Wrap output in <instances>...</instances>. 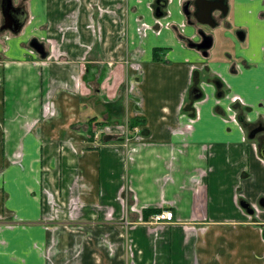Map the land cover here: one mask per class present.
I'll return each mask as SVG.
<instances>
[{
  "label": "crops",
  "instance_id": "obj_1",
  "mask_svg": "<svg viewBox=\"0 0 264 264\" xmlns=\"http://www.w3.org/2000/svg\"><path fill=\"white\" fill-rule=\"evenodd\" d=\"M153 2L25 0L18 33L1 29L0 6V264H49V191L76 197L82 226L111 222L83 226L80 264H264V156L243 120L264 118V2H233L245 41L218 30L208 56L175 28L159 33ZM171 8L167 20L184 21ZM60 139L62 175L42 154ZM166 209L173 220H151ZM59 237L60 251L76 241Z\"/></svg>",
  "mask_w": 264,
  "mask_h": 264
},
{
  "label": "rangeland",
  "instance_id": "obj_2",
  "mask_svg": "<svg viewBox=\"0 0 264 264\" xmlns=\"http://www.w3.org/2000/svg\"><path fill=\"white\" fill-rule=\"evenodd\" d=\"M16 3H19L20 0H15ZM182 15V14H181ZM182 17H184L182 15ZM185 18V17H184ZM187 26L189 27L190 30H193L194 33H197V29L198 26L196 24H188ZM207 31L212 32L214 28L211 27H204ZM198 38V36H197ZM32 40V39H31ZM31 40H27L28 41V45L30 44ZM5 45H8V42H5ZM219 45V42L217 41L214 45V48L217 47ZM264 120V118H262ZM41 125H38L37 127H40ZM86 133V132H85ZM91 133V132H90ZM114 136H111V138H113ZM70 145L68 142H65L64 140H57L55 142V151H51L49 150V148L46 147L43 149L42 154L43 156H45L46 162L49 164V168H52V161L53 159H57L58 161V165H59V175H62L63 172L61 170H64L68 167L69 164V160L67 158L66 154H70L71 149H70ZM73 145H75L73 143ZM65 148V149H64ZM41 153V151H40ZM103 194V193H102ZM49 203L48 206L50 208V212L47 214V222L51 227H54V237L53 240H51L49 247H50V251L48 252L49 255L51 256V259L49 261V264H80V259L82 257V253L84 252L83 247H85L89 241H91L92 233L90 232H86L83 228V226L88 229L89 227H91V225H95L98 227H107L108 225H110L111 222H108L103 215H97L96 218H92L90 219L89 216L86 217V220L83 223V226L79 223L81 222L79 217H77L76 215L80 216V212H79V208L77 207V205L75 204V209L73 208L72 205V200H75V198H73L72 200L70 196H68L67 198H63V196H59V198H57V192H52L49 191ZM68 200L67 203H62L61 201L64 200L65 201ZM78 200V199H76ZM101 202L102 203H106V199L105 198H101ZM131 213H125V215L123 216V221H131ZM108 216V215H107ZM78 220V222L76 221L74 223L75 220ZM122 221V222H123ZM113 222V221H112ZM121 222V223H122ZM95 223V224H92ZM75 224V225H74ZM130 225V223H129ZM57 227V228H55ZM64 233L66 235V237H64L66 240L67 238H73V236L71 234H74V241L75 243H73V245H64V250L60 251L61 247L59 246L58 243V239H60L59 235L61 233ZM60 233V234H59ZM68 234V236H67ZM72 236V237H71ZM62 242V241H61ZM60 242V243H61ZM108 244H110L107 235L102 236L100 245L104 246V247H108L111 248L112 250H114L116 248L117 245H115L114 243H112V246L110 247ZM99 246V245H97ZM60 247V248H59ZM94 249V248H92ZM96 251V250H95ZM131 257V256H130ZM62 261H61V260ZM60 260V261H59ZM131 260H133V258L131 257ZM99 264H102L101 262H99ZM131 264V263H129Z\"/></svg>",
  "mask_w": 264,
  "mask_h": 264
},
{
  "label": "flooded vegetation",
  "instance_id": "obj_3",
  "mask_svg": "<svg viewBox=\"0 0 264 264\" xmlns=\"http://www.w3.org/2000/svg\"><path fill=\"white\" fill-rule=\"evenodd\" d=\"M166 4L162 7V11H163V15L162 16H157L159 19H163L166 21L171 22L172 20H167L169 16H171L173 14L172 8H171V4L174 2V0H165ZM179 1L180 4V12L181 14L185 17L184 21L176 23L174 21H172V28L178 30V34L181 35L182 39H184V41H186V43L189 44V42H202L204 40L203 37V33L206 35H210L213 39V44L211 46V48L207 49V55L209 54V50L214 48V45L216 43V33L218 30H221L220 34L223 33L222 38L224 40H226L228 38V30H233L234 35L236 36V38L239 41H245V37L247 36V29L244 27H236L234 26V24L231 21L232 18V14L234 13L233 11V7L232 4L233 2L237 1V0H215V3L217 4V7L213 9L212 11V16L213 19L216 22V25H211L208 23H200L196 20L194 14L195 12H199L200 9L198 7V4L200 6H204L202 1H206V0H201L200 2H198V4H196V0H177ZM253 1V0H252ZM257 1V0H255ZM15 2V1H14ZM25 0H20L19 3L15 2V5L18 7H25L24 4ZM189 2L188 6L186 7V4ZM264 2V0H262V3ZM154 15H156V8H157V0H154ZM186 7V10H185ZM263 7H264V3H263ZM203 10V8H202ZM205 13V11H203ZM261 14L264 15V8L260 10ZM188 24H196L198 26V31L197 33L194 35H187L185 33V27ZM4 23H2L3 25ZM211 27L214 28L212 32L207 31L204 27ZM232 32V31H231ZM198 36V38H197ZM218 85L220 88H222V82L220 80H218ZM198 87V86H197ZM192 90V89H191ZM201 90V89H200ZM203 93V92H202ZM224 92L221 91V94H223ZM242 117L244 116V114H241ZM244 123L249 127V132H253L255 129H260L255 135L256 137H258L259 141L261 142L262 146L264 143V120L262 119H256L254 121H248L247 119H243Z\"/></svg>",
  "mask_w": 264,
  "mask_h": 264
},
{
  "label": "water",
  "instance_id": "obj_4",
  "mask_svg": "<svg viewBox=\"0 0 264 264\" xmlns=\"http://www.w3.org/2000/svg\"><path fill=\"white\" fill-rule=\"evenodd\" d=\"M201 0H196V4L200 2ZM204 6H200L198 4V7L200 9L199 12H195L194 16L196 20L200 23H208L211 25H216L215 20L212 16V11L214 8L217 7V4L215 3V0H206L202 1ZM201 3V2H200ZM166 4L165 0H157V8H156V15L162 16L163 11L162 7ZM189 2L186 4V7L188 6ZM1 12L3 15V25L1 26V29H9L14 33H18L21 31L25 19L27 17V12L25 7L21 6L18 7L15 5L14 0H1ZM185 7V10H186ZM203 8V10H202ZM205 11V13L203 12ZM204 40L202 42H189V46L196 48L203 52L204 55H207V49L211 48L213 44V39L210 35H206L203 33ZM30 46L34 48L42 58H46L48 56V51L46 49V45L44 42H42L39 38L35 37L32 38L30 41ZM203 93L200 90L199 87L195 86L191 90V97L195 100H198L202 97ZM260 129H255L253 132L250 133V137H255V134ZM110 139V136L106 137V140ZM262 153L264 156V143L262 146ZM264 202V200H262ZM242 204L244 207L248 208V210L253 213V209L250 207V204L247 201H242Z\"/></svg>",
  "mask_w": 264,
  "mask_h": 264
},
{
  "label": "built area",
  "instance_id": "obj_5",
  "mask_svg": "<svg viewBox=\"0 0 264 264\" xmlns=\"http://www.w3.org/2000/svg\"><path fill=\"white\" fill-rule=\"evenodd\" d=\"M150 8L153 9L151 6H150ZM154 24L156 25V27H158L157 31L159 33H160V31H162L163 28L172 27L171 22L165 21L163 19H159L158 17L155 18ZM143 26L145 28V27H147V24H144ZM233 118H234V116H233ZM174 218H175L174 210L166 209V210H163V211L158 212L155 215H153L152 220L156 223H160V222H169V221L173 220Z\"/></svg>",
  "mask_w": 264,
  "mask_h": 264
},
{
  "label": "trees",
  "instance_id": "obj_6",
  "mask_svg": "<svg viewBox=\"0 0 264 264\" xmlns=\"http://www.w3.org/2000/svg\"><path fill=\"white\" fill-rule=\"evenodd\" d=\"M156 51V50H155ZM92 121H93V119H91ZM141 121H142V119L141 118H134V119H132V121H131V124H130V126L131 127H134L135 125H137V124H140L141 123ZM91 135L93 134L92 133V131H91V133H90ZM155 214L156 212H151V214ZM146 214V213H145Z\"/></svg>",
  "mask_w": 264,
  "mask_h": 264
}]
</instances>
